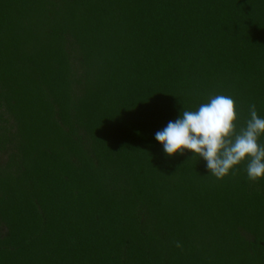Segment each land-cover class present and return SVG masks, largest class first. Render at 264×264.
I'll use <instances>...</instances> for the list:
<instances>
[{
    "label": "trees",
    "instance_id": "obj_1",
    "mask_svg": "<svg viewBox=\"0 0 264 264\" xmlns=\"http://www.w3.org/2000/svg\"><path fill=\"white\" fill-rule=\"evenodd\" d=\"M218 94L264 118V0H0V264H264V178L155 139Z\"/></svg>",
    "mask_w": 264,
    "mask_h": 264
},
{
    "label": "clouds",
    "instance_id": "obj_2",
    "mask_svg": "<svg viewBox=\"0 0 264 264\" xmlns=\"http://www.w3.org/2000/svg\"><path fill=\"white\" fill-rule=\"evenodd\" d=\"M248 118L238 125V114L233 98L229 95H211L208 102L196 110H183L178 118L155 133L157 142L163 145L168 156L183 155L189 150L193 156L203 158L207 172L217 180L247 160L245 172L249 181L264 178V118L251 104ZM177 248L182 247L179 242Z\"/></svg>",
    "mask_w": 264,
    "mask_h": 264
}]
</instances>
